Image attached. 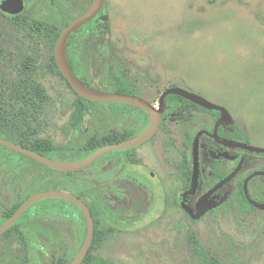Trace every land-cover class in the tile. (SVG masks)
<instances>
[{
  "label": "rangeland",
  "instance_id": "rangeland-1",
  "mask_svg": "<svg viewBox=\"0 0 264 264\" xmlns=\"http://www.w3.org/2000/svg\"><path fill=\"white\" fill-rule=\"evenodd\" d=\"M58 3L64 4L70 16L78 13L75 1ZM103 6L106 22L99 27L106 32L108 52L103 54L102 47H97L90 65L77 62L78 75L88 72L93 84L105 87L100 83L107 73L105 58L107 63L114 61L120 74L152 105H158L168 88L193 91L229 110L237 124L252 132V144L264 148V0H104ZM87 32H77L72 42L96 45L95 39L88 41ZM43 71L41 83L49 101L40 117L41 138L56 147H74L93 131L104 135L114 128L131 129L134 118L128 109L103 105L92 106L84 125L75 130L70 118L76 94L56 73ZM164 149L169 151L175 173L182 160L176 134L170 141L158 137L129 152H108L70 177L50 174L30 162L15 169L9 166V172L1 167L0 208L11 206L26 191L54 182L72 194L81 190L93 194L109 208L107 227L112 232L92 251L108 264H264L263 211L224 201V207L212 205L193 221L177 206L165 205V191L157 189V179L143 174L145 170L164 172ZM126 154L131 160L138 155L142 167L127 161L123 166ZM202 165H211L206 150ZM235 166L232 163L229 168ZM246 170L242 166L241 176ZM136 172H142L141 182L134 179ZM125 173L128 179L123 181ZM231 186L218 194H232ZM170 187L176 189L175 180ZM68 215L44 219L41 225L59 239L58 249L69 257L84 235L80 221ZM190 236L195 237V244L189 242ZM22 246L0 237V264L21 259Z\"/></svg>",
  "mask_w": 264,
  "mask_h": 264
},
{
  "label": "trees",
  "instance_id": "trees-1",
  "mask_svg": "<svg viewBox=\"0 0 264 264\" xmlns=\"http://www.w3.org/2000/svg\"><path fill=\"white\" fill-rule=\"evenodd\" d=\"M90 1H88V4ZM65 8L64 4L58 3V0H27L21 13L9 15L0 11V138L19 144L52 160L75 161L88 156L101 146L129 140L136 134V131H134L136 128H134V124L131 131H120L114 128L104 135L93 131L92 134H86L82 140H79L80 143L75 144L74 147H56L50 140L40 137V117L44 114V107L49 101V95L41 83V79L44 77L43 70L56 73L70 88L56 66L53 53L56 39L61 30L76 16H70L66 13ZM7 22L9 25H7ZM105 22L101 19L99 21L94 20L89 25L90 29L86 34L87 38L90 39L88 41H94L95 39L97 43L93 45L85 41L83 59L92 56L90 54L91 47L93 53H95L98 50L97 47H103L107 42L105 30L99 27L105 26ZM74 36L75 34L69 38L68 44L72 42ZM91 44L93 46H90ZM83 59V65H90V61H94L92 57L88 61H83ZM105 60V58L102 59V62L103 67L107 68V73L103 72L104 80L100 82L105 83V87H101V84H93L92 79L87 74L88 72L78 75L76 72L78 60L68 59V62L72 72L89 87L106 92L139 96L134 83L128 80L124 74H120L115 67V62L110 61L107 63L108 61ZM167 99H179V97L169 95ZM103 105L128 109V115L132 118L137 117L136 112H142L130 105L92 102L77 96L70 118L73 128L79 130L84 125V118L90 115L92 106ZM26 162L39 166L50 172V174L60 173L67 177L84 171V169L69 173L54 171L24 155L0 146V168L6 167L9 172V166L15 169ZM59 188L58 184L51 182L39 187V189L26 191L11 206L0 208V225L12 216L16 209L33 194L47 190L66 191ZM73 195L83 200L87 205L94 222L93 240L81 264H108L104 259L94 257L92 251L99 247L112 232L107 227L110 214L109 208L98 197L88 194L86 191L81 190ZM89 197L91 201L87 200ZM231 200L237 206L252 209L243 194L240 184ZM68 212L80 221L85 236L84 216L74 204L55 198L42 200L31 205L16 223L0 237L16 240L24 247H34L36 251L23 255L21 259L12 261L11 264H39V262L69 264L83 241L76 248L75 253L68 257L65 250L58 249L59 239L56 236L45 231V245L40 251H38L41 247L38 237L37 235L33 236L34 232L37 233L38 226L44 222V219L47 221L48 218L57 215L71 217ZM189 242L195 244L197 241L195 237L190 236ZM24 257L26 259H23ZM207 264L212 263L208 262Z\"/></svg>",
  "mask_w": 264,
  "mask_h": 264
},
{
  "label": "flooded vegetation",
  "instance_id": "flooded-vegetation-1",
  "mask_svg": "<svg viewBox=\"0 0 264 264\" xmlns=\"http://www.w3.org/2000/svg\"><path fill=\"white\" fill-rule=\"evenodd\" d=\"M75 5L78 8V13L74 17L76 19L81 14H83L91 5L92 0L88 4L89 0H73ZM24 6H26V1L23 0ZM88 4V5H87ZM104 5V3H103ZM103 7L97 16L92 19L90 22L84 24L76 32L72 33L70 37L77 32L85 29H89V25L92 24L94 20L99 21L103 15ZM73 19V20H74ZM72 20V21H73ZM71 21V22H72ZM69 37V38H70ZM69 40V39H68ZM81 48L78 52V49ZM93 49L91 47L90 54L93 55ZM108 52V45L102 47V53ZM73 53H78L76 56ZM84 53V45L76 46L73 42L66 45V57L67 60L72 61H82V54ZM88 57V55H87ZM90 57V55H89ZM91 58V57H90ZM90 58H85L83 61H88ZM92 60V59H91ZM185 90V89H183ZM190 93H194L193 91ZM161 96V95H160ZM176 96V95H175ZM199 96V95H198ZM140 97V96H139ZM179 99H167L165 98V108L161 115V121L159 127L155 134L147 140L142 145L137 147L127 149L128 152L135 150L144 146L147 143L154 141L156 138L160 137L161 141H170L172 136L176 134L181 141L182 146V156L180 164L175 167V173L173 169V164L168 157V149H164L165 157L162 158L161 163L164 165V172L161 171H143V174L148 176V178L157 179V189L159 188L162 191H165V205L167 207L177 206L182 210L187 218L196 221L192 216H195L199 208L215 205L216 208H222L227 203L230 205H237L233 203L231 198L236 193L241 185L243 191L244 181L251 177L254 174V177L250 178L247 183L248 193L251 199L257 203L264 204V153H257L254 151L247 150L243 147H237L234 143H239L246 146H253L252 144V132L249 130L243 129L239 124H237L229 115V110L225 107L218 105L226 110L222 114L217 110H210L204 107H201L198 104L189 102L182 97L178 96ZM151 104V103H150ZM124 105V104H123ZM152 105V104H151ZM131 106V105H130ZM154 108L158 109V105H152ZM134 107V106H133ZM186 107V109H185ZM137 108V107H136ZM125 109V108H124ZM139 109V108H138ZM141 110V109H140ZM136 112L137 117L133 121L134 134L133 137L137 136L141 131L145 129L149 122V116L146 112ZM132 124V125H133ZM132 127V126H131ZM216 129V135H215ZM131 129H123L122 131H131ZM132 137V138H133ZM131 139V138H130ZM197 140L198 146V172L196 179V186L192 193H189L192 186V175H193V144ZM173 141V140H172ZM171 141V142H172ZM168 146V144H166ZM259 148V147H257ZM264 149V148H263ZM207 151L208 156L211 160V165L207 168H204L202 165L203 152ZM126 161L133 163V165L141 168L143 160L138 159V155L133 157L131 160L130 155L122 160L123 166H125ZM235 163V168H229V165ZM92 165V164H91ZM240 165L239 171L236 175L222 187L218 188L216 191L210 193L204 200L202 198L206 196L217 184L227 178L232 174L235 169ZM242 166H247L245 174L241 176L240 172ZM124 173V172H123ZM141 175H137V172L133 175L134 179L138 182H141L139 178L142 177V172H139ZM241 176V178H240ZM128 174H124L123 181H126ZM138 177V178H137ZM155 179V180H156ZM175 180L176 189L173 190V187H170V182ZM126 183H123V188L126 189ZM234 189L232 194H218L219 190L225 186H230ZM200 192V193H199ZM39 193V192H38ZM244 194V193H243ZM34 195V194H33ZM225 201V202H224ZM203 205V206H202ZM250 205V204H249ZM251 206V205H250ZM252 207V206H251ZM255 210L254 207H252ZM191 213H190V212ZM263 211V210H260ZM264 212V211H263ZM37 235L38 242L41 245L40 249L44 248L45 245V229L43 225L38 226V231L33 236ZM2 236V235H1ZM34 247H24L22 246L21 252L23 255H27L35 252ZM23 259H26L24 257Z\"/></svg>",
  "mask_w": 264,
  "mask_h": 264
},
{
  "label": "water",
  "instance_id": "water-1",
  "mask_svg": "<svg viewBox=\"0 0 264 264\" xmlns=\"http://www.w3.org/2000/svg\"><path fill=\"white\" fill-rule=\"evenodd\" d=\"M103 3L104 0H92L90 7L83 14H81L79 17L74 19L72 22H70L66 27H64L61 30L60 34L56 39L53 50L55 63L60 74L63 76V78L69 84L72 91L78 97L98 103L131 105L146 112L149 116V122L145 127V129L141 131L137 136L129 140L122 141L116 144L101 146L97 150L89 154L88 156L75 161L52 160L28 148H25L19 144L4 140L2 138H0V146L9 149L11 151H14L16 153H19L21 155H24L27 158L51 170L58 172H65V173L77 172L89 167L97 159H99L101 156L105 155L108 152L131 149L139 145H142L147 140H149L155 134V132L159 127V123L161 121V115L165 108V98L169 95L180 96L189 102L198 104L206 109L220 111L222 114H224V112L227 113L224 108L215 105L198 95H195L193 93H190L189 91L183 90L178 87L168 88L161 94V96L159 97V106L157 109L154 108L149 102L145 101L143 98L139 96L97 90L95 88L87 86L85 83L79 80V78L72 72L66 57L67 41L72 33L76 32L80 27L90 22L92 19H94L97 16V14L100 12L103 6ZM24 7L25 6L23 0H0V11L5 14L16 15L18 13H21L24 10ZM100 19L103 22L106 21L105 16H102ZM215 135H216V129H215ZM234 145L237 147H243L247 150L254 151L257 153H264L263 148L246 146L239 143H234ZM192 150H193V167H192L193 175H192V186L189 193H192L196 186V179L198 172L197 140L194 142ZM239 169H240V165H238V167L235 169V171L232 174H230L227 178H225L223 181L217 184L206 196L202 198V200H204L210 193L216 191L218 188L222 187L224 184L229 182L236 175ZM255 175L258 174H254L244 181L243 193L247 202L252 207L264 211V204H260L253 201L248 193L247 183L249 179L254 177ZM55 198L62 199L74 204L82 212L84 216L85 225H86L84 240L80 249L74 256V258L69 262V264H81L86 254L88 253V250L93 240L94 222L91 213L87 205L83 202V200H81L80 198L76 197L75 195L69 192L60 191V190H47L30 196L16 209V211L12 214V216H10L0 225V236L5 234L31 205L42 200L55 199ZM210 208L211 206L199 208L197 214L195 216H192L193 219L195 220L199 219L206 212V210Z\"/></svg>",
  "mask_w": 264,
  "mask_h": 264
}]
</instances>
